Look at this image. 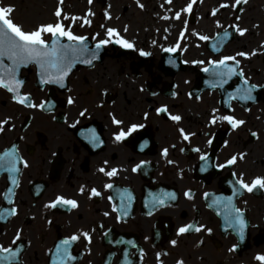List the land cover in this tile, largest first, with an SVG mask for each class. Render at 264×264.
Here are the masks:
<instances>
[{"label":"flooded vegetation","instance_id":"af4514ba","mask_svg":"<svg viewBox=\"0 0 264 264\" xmlns=\"http://www.w3.org/2000/svg\"><path fill=\"white\" fill-rule=\"evenodd\" d=\"M140 3L143 8L137 0H94L90 9L97 13L99 23L84 33L89 39L87 35L94 37L97 33L98 39L103 38L105 31L94 30L103 22L105 28L115 27L134 42L135 50L105 46L92 64L79 65L67 75L63 88H37V70L21 66L17 72V78L24 81L21 93L28 94L36 104L50 102V107L20 105L12 100V93L0 88V121H9L0 132V156L15 145L18 158L28 164L25 168L18 163L19 171L13 173L0 169V208L17 209L16 215L0 219V244L20 249L11 264H52L56 243L85 231L90 232L91 243L83 237L74 242L71 252L77 259L72 264H125V248L131 264H176L178 260L183 264H259L253 257L264 253V242H259L264 235V189L252 193L241 189L233 195L230 182L235 179L233 172L242 173L246 181L264 176V88L253 90L254 101L229 100L228 93L235 90L240 78L234 77L229 82L231 86L211 87L210 74L201 70L207 63L196 65L190 61L207 62L239 51H255V55L237 59L250 83L264 85V0H247L237 9L231 7L233 0H202L196 7L195 16L200 20L194 19L195 25L184 13L179 20L172 18L188 0H172L169 6L165 0ZM221 3H228L229 7L220 9ZM42 4L43 0H19L7 5L14 7L12 20L26 29L23 23L44 17L40 14L43 10L38 9ZM68 8L72 10L70 3ZM214 8L218 12L212 16ZM105 11L111 15L108 22L103 21ZM45 16L49 18L50 14L46 12ZM235 16H240V27L247 29L244 36L229 27L237 23ZM185 20L189 21L187 39H179L176 52L163 51L177 43ZM216 21L223 28H218ZM224 29L232 33L227 39L223 38ZM193 30L211 39L201 41L192 35ZM94 45L91 39L90 48ZM213 45L219 50L213 51ZM139 49L151 55L140 56ZM170 59L174 64L168 62ZM69 97L73 104H68ZM162 105L167 106L168 113L157 114L155 109ZM213 108L217 109L214 115L231 114L245 124L235 130L227 122L210 125ZM81 111L84 116L79 115ZM168 114L180 115L182 119L171 121ZM113 116L123 124H113ZM132 123L145 127L124 141H115L114 133L121 128L127 130ZM180 128L195 135L185 141ZM89 130L98 137L95 146L86 138ZM252 132L257 135L252 136ZM209 138L213 139L211 146L205 143ZM164 148L168 149L167 157L162 155ZM202 152L208 154V161L200 160ZM240 154L243 159H239ZM231 155L238 157L235 165L215 167ZM169 160L173 163L169 164ZM141 161L146 163L132 172ZM205 165L206 170L201 171ZM101 167L106 171L115 167L117 175L106 177L98 171ZM12 177L17 180L16 185L11 183ZM106 183L113 188H104ZM82 185L83 194L79 191ZM93 187L101 196H89ZM8 189H12V204L6 199ZM124 190L133 199L128 215L118 220V192ZM188 190L193 194L191 200L184 196ZM170 192L176 194L175 200L165 196L164 206H152L149 194L161 196ZM205 192L211 194L207 199ZM57 195L75 199L78 206L45 208ZM109 196L113 197L111 201ZM220 196H232V203L244 209L248 227L243 241L234 228H226L220 215L223 209L212 203ZM112 204L117 206V212L112 211ZM105 212L109 215L105 216ZM186 223L205 225L212 231H190L177 236L178 227ZM17 231L20 238L13 245ZM121 240H131L135 247L115 243ZM171 240H177V244L173 246ZM234 244L237 249L229 251Z\"/></svg>","mask_w":264,"mask_h":264},{"label":"snow or ice","instance_id":"6c2138e0","mask_svg":"<svg viewBox=\"0 0 264 264\" xmlns=\"http://www.w3.org/2000/svg\"><path fill=\"white\" fill-rule=\"evenodd\" d=\"M93 0H88V3L91 4ZM197 0H188V3L185 7L174 13L173 19L179 20L181 18L182 13H190L193 9V4L196 3ZM202 2V0H201ZM247 0H233L231 7L233 9H237L239 5L246 3ZM59 3L62 5L63 0H59ZM166 4H171L172 0H165ZM137 5L140 8H143L144 5L140 3V0H137ZM110 7V6H109ZM160 7H164V5H160ZM220 8L227 9L229 7L228 3H221ZM170 10V9H169ZM243 11V9H239ZM14 11V7L12 5H0V88L6 89L9 93H12V100L16 101L20 105H24L29 108H39L44 109L46 106L50 107V105L46 104V102H40L38 104L33 103L28 94H22L20 91L21 86L24 81L17 78V72L21 68V66H28L34 64L37 66L39 70V82L41 85L44 84H56L61 88L64 87V79L71 72L73 66L79 62L81 64H92L93 61L98 59L99 52L102 48L110 44L119 45L124 49H134L135 44L131 42L129 39L124 38L120 31H118L115 27H107L105 28L103 38L97 39L96 37L100 34L97 33L93 40H95L94 48H90L87 44L88 38L84 35H77L71 30V23L74 21H81V26L91 25L92 21L88 18L90 16L95 15L91 10L88 11L86 16L76 17L69 16L66 14H62V9L60 6L55 8L53 13L54 22L50 23H42L34 28V30L25 31L22 27L13 22L11 18V14ZM218 9H213L211 15L215 16ZM104 16L107 19H111V15L108 11L104 12ZM163 19H169L168 16L162 17ZM234 23L229 27L232 29V32L238 33L240 36H244L247 32L246 28L240 27L238 21L240 20V16H235ZM63 21H69V24L66 25ZM184 28L179 32L177 43L172 47L163 48L162 50L165 52H176L180 47L179 39H187L185 36V32L187 31V21L184 22ZM216 26L218 28H223V25L220 24L219 21H216ZM103 28L104 25H101ZM124 31H127V26H125ZM167 31V29H165ZM232 33H230L227 29L223 31V38L227 39L230 37ZM45 35H48L49 39H45ZM192 35L198 36V39L201 41H209L211 37L207 35H202L197 33L195 30L192 31ZM219 37V33L217 34ZM62 38L67 41V43H63ZM152 44L155 45L156 41L153 40ZM219 49L216 45H213V51H218ZM139 54L141 56L147 57L151 55V53L144 51L143 49H139ZM256 52L253 51L251 53L245 51H239L234 55H222L218 59H208L207 62L204 60H192L190 63L196 65H204L207 63L208 66L203 67L201 70L205 73H209L211 76V87H219L224 88L225 85H229V82L234 77L240 78L239 85L235 88L233 92L228 93V99H236L241 101H254L256 99L253 96V90L257 88H264V85H258L250 83L249 80L245 77V73L243 69L240 67V60L237 57L247 58L251 55H255ZM6 61L8 63H6ZM170 64H174L173 60L168 61ZM185 63H189V61H185ZM155 95V93H152ZM191 95V93L189 94ZM68 104H73L74 101L71 97L67 100ZM231 106L229 105V108ZM246 111L248 109H245ZM157 114L168 113V108L166 105H162L155 109ZM217 112V109L213 108L212 113L210 114V119L208 123L210 125H215L217 121L227 122L228 125L231 126L233 130L237 129L239 126L245 124L243 119H238L234 115L226 114V115H214ZM80 116H84L85 112L81 111L79 113ZM147 113L144 114L145 118H147ZM168 119L174 122H179L182 118L180 115L168 114ZM8 119L0 121V132H3L4 125L7 124ZM112 123L115 125H122L123 121L121 119H117L114 116L112 117ZM145 125L141 123H132L127 127V130L121 128L119 131L114 133V139L117 142L124 141L126 137H128L131 133L136 132L138 129L144 128ZM90 135L86 137L89 141L95 146L98 142V137L96 136L94 130H89ZM180 136L183 140L188 141L190 136L195 135V133H186L184 129H178ZM206 136H211L210 133H205ZM252 136H256L257 133L252 132ZM146 143V142H145ZM205 143L209 146L213 145V139L209 138L205 141ZM227 144V141H225ZM173 147H175L173 145ZM196 152H201L199 148L193 149ZM183 151V149H182ZM162 155L167 157L168 149L164 148L162 150ZM201 161H208L209 157L207 153L202 152L200 154ZM243 154L239 155V159H243ZM237 155H231L227 158L223 163H218L215 165L216 168L224 169L228 166L235 165L237 163ZM18 163H22L26 168L28 167L27 161H23L19 159L17 153L15 151V145H13V150L6 151L0 156V169H5L10 173L18 172L19 168L17 167ZM107 163V161H105ZM145 161H141L140 164L134 166L131 170L132 172H136ZM169 164L173 163V161L169 160ZM206 170V165L201 167V171ZM100 173H103L106 177H114L117 175L118 169L113 167L110 170H105L104 167L98 169ZM232 176L235 178L232 183L233 195L239 193L241 189L246 190L248 193H252L255 189H264V176H255L250 179V181H246L243 178V174L237 175V173L233 172ZM11 183L13 185L17 184V180L15 177L11 178ZM106 189L113 188L111 183H106L103 185ZM80 193L83 194L85 191L84 186L82 185L79 189ZM12 189H8V193L6 194V199L9 204H12L13 201L11 199ZM150 195V202L153 207L156 206H164L166 204L165 196L167 199L175 200V193H166L161 196H155L153 194ZM211 194L208 192L203 193V196L207 199ZM90 197H99L101 196V192L96 188H91L89 190ZM118 196L120 199V211L117 219H121L124 216L128 215V206L132 202V195L127 190L122 192H118ZM184 196L189 200L193 199V194L191 190L185 191ZM109 201L113 199V197H108ZM213 204L217 206V208H222L223 211L220 212V215L224 217L226 228H234L240 241L245 239V230L248 227V222L245 219L244 209L235 206L232 203V196L228 197H216L212 201ZM58 205L70 206L75 209L78 204L75 199L65 198L62 195H57L54 200L46 203L44 205L45 208H56ZM112 211L117 212V206L112 204ZM17 209L15 207L12 208H0V219H4L6 215H16ZM151 215V211L148 213ZM105 216H108L109 213L105 212ZM49 223H51L49 221ZM100 227H103L101 225ZM201 230L211 232L210 228H207L205 225H196L193 223H186L177 229V236L188 233L190 231L200 232ZM107 236V233H105ZM83 239L90 244L91 243V234L90 232H81L79 234H72L63 239H60L58 243L55 245V253L56 256L52 258V264H72L77 258L71 252V247L74 242ZM20 238V233L17 231L15 238L12 240V244L15 245ZM116 244H127L135 247L133 241H115ZM170 243L175 246L177 244V240H171ZM238 245L234 244L229 249V251H235ZM20 249L14 247H7L0 244V264H11V261H14L18 257ZM140 255H143V251L141 250ZM159 253L157 254V258L159 259ZM123 256L125 258V264H131V261L128 260L129 252L127 248L123 251ZM253 259L258 261L259 264H264V253H257ZM176 264H183L182 260H178Z\"/></svg>","mask_w":264,"mask_h":264},{"label":"rangeland","instance_id":"374dc122","mask_svg":"<svg viewBox=\"0 0 264 264\" xmlns=\"http://www.w3.org/2000/svg\"><path fill=\"white\" fill-rule=\"evenodd\" d=\"M19 0H4L5 4H17ZM49 7V6H48ZM33 25V24H32Z\"/></svg>","mask_w":264,"mask_h":264}]
</instances>
